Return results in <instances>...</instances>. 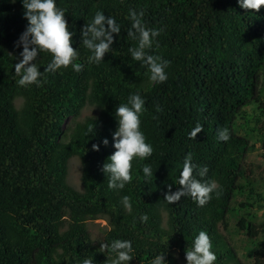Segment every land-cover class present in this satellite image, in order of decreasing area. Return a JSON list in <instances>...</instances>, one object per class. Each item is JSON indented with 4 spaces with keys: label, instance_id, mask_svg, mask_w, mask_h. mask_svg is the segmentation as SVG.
Masks as SVG:
<instances>
[{
    "label": "trees",
    "instance_id": "trees-1",
    "mask_svg": "<svg viewBox=\"0 0 264 264\" xmlns=\"http://www.w3.org/2000/svg\"><path fill=\"white\" fill-rule=\"evenodd\" d=\"M57 3L65 9L75 33L73 46L79 47L77 62L84 67L80 72L71 66L45 72V83L21 87L14 66L22 59L18 41L28 21L21 0H0V264H81L87 257L109 264L110 244L117 238L133 243L135 257L129 264H149L161 251L168 264H186L185 250L199 230L213 241L214 264H245L221 228L228 229L230 212H240L233 206L236 195L256 189L245 161L256 147L251 135L258 128L249 126L242 133L239 120L248 125L251 119H264V5L257 11L241 8L237 0ZM133 8L144 9L147 26L163 29L159 46L150 50L170 61L163 83L151 81L147 66L131 58L129 48L138 43L127 35V13ZM97 10L114 16L121 32L114 34L112 52L99 64H88L80 30ZM51 58L50 53L39 54L41 71ZM137 91L145 98L141 130L154 151L144 160L134 158L131 183L110 189L103 164L116 150L115 108ZM18 97L23 98L21 106L15 103ZM87 104L95 105L98 114L77 120ZM197 123L202 131L189 138ZM222 127L231 131L228 141L218 139ZM262 140L264 147V134ZM187 153L208 167L204 179L222 186V195H213L202 207L190 196L175 204L164 199L168 184L173 191L180 187L174 181ZM74 156L82 163V189L68 181ZM143 164L153 168L149 179ZM125 195L130 211L122 203ZM241 205L252 207V202ZM141 214L148 216L146 222ZM97 218H105L109 228L95 241L88 223ZM237 225L258 239L255 213L240 214ZM251 253L252 264H264V239Z\"/></svg>",
    "mask_w": 264,
    "mask_h": 264
},
{
    "label": "clouds",
    "instance_id": "clouds-1",
    "mask_svg": "<svg viewBox=\"0 0 264 264\" xmlns=\"http://www.w3.org/2000/svg\"><path fill=\"white\" fill-rule=\"evenodd\" d=\"M241 8L257 10L264 5V0H237ZM25 9L24 16L28 23L19 37L18 45H22L20 59L15 63L14 70L19 77L17 84L27 87L35 84L40 86L46 82L45 72L55 73L57 70L71 66L72 70L80 72L84 63L79 59V47H74V31L69 29V23L65 15V9L58 5L57 0H21ZM144 9H129L127 19L130 27L127 35L138 41L137 45L129 48L131 58L147 66L149 79L156 83H163L168 79V67L170 61L161 55L150 54V50L159 46L157 37L162 28L149 27L144 22ZM121 32V25L116 18L105 15L103 10H97L80 30L81 45L88 50V64H99L106 53L113 51L114 34ZM50 53L51 61L40 70L37 58L40 53ZM36 61V62H33ZM145 110V98L139 91L132 93L126 102L120 103L115 108V116L118 127L113 135V146L116 149L103 164V171L108 175V188L123 189L133 179L132 169L134 158L144 160L153 154V145L147 142L145 133L141 130V115ZM203 125L197 123L189 133V138L195 139L201 132ZM231 131L228 127L218 129V139L228 141ZM102 143H109L104 138ZM94 150H99V144L92 145ZM145 179L153 176V168L150 164L141 165ZM208 172L206 165L200 166L193 160L191 153H187L182 161L178 181L180 185L175 191L172 184H168L165 200L169 204H175L181 197L190 196L197 206H204L215 195H222V186L215 180L204 179ZM122 203L126 210H131L129 196L122 197ZM139 219L148 220L146 214H141ZM102 248L107 249L108 244L102 243ZM112 255L108 257L109 264H129L135 257L133 243L128 239H114L111 241ZM186 264H214L217 254L213 241L206 230H199L191 240L190 246L185 250ZM81 264H96L93 257L84 258ZM149 264H168L165 254L161 251L151 256Z\"/></svg>",
    "mask_w": 264,
    "mask_h": 264
},
{
    "label": "rangeland",
    "instance_id": "rangeland-1",
    "mask_svg": "<svg viewBox=\"0 0 264 264\" xmlns=\"http://www.w3.org/2000/svg\"><path fill=\"white\" fill-rule=\"evenodd\" d=\"M15 103L17 106H21L23 103V98L18 97ZM254 110L255 109L253 106L248 107V111L250 114H252ZM98 112L99 109L95 105L87 104L81 110L76 119L84 120L86 117L97 115ZM243 120L244 119L242 118H240L239 120V122L242 123L243 126L242 130H240L242 133H245L249 126L258 128V130H256V132L251 135V141L256 143V147L249 151L245 161L246 173L250 180L254 182L256 189L253 194H251L248 188H246L236 195L233 206L236 208H240V212H230L228 215L229 227L227 230H225L224 228H221V230L226 235L228 240L236 247L242 261L245 264H252L255 258L251 252L253 248L258 245L259 241L261 239H264V225L260 226L264 222V147L262 145V136L264 134V119L258 123L254 119H251V123L248 125H246ZM81 175V159L79 158V156H74L69 160L68 181L73 187L77 189H82ZM241 181L244 183L245 179H242ZM247 200L252 202V207H245L241 205ZM248 211L256 214V223L261 230L257 240L251 239L247 231L240 229L237 225L239 215ZM88 225L92 234V238L95 241H98L102 237L104 231L109 228L108 221L105 218L89 220ZM259 248H261V245H259ZM181 264L184 263L181 261Z\"/></svg>",
    "mask_w": 264,
    "mask_h": 264
}]
</instances>
